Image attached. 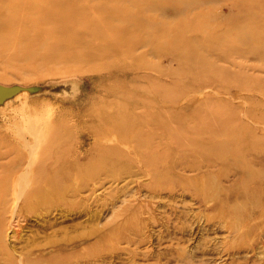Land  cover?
<instances>
[{"label":"rangeland","instance_id":"obj_1","mask_svg":"<svg viewBox=\"0 0 264 264\" xmlns=\"http://www.w3.org/2000/svg\"><path fill=\"white\" fill-rule=\"evenodd\" d=\"M13 87L21 91L7 98L15 93L7 90L10 94L5 93L0 101L3 183L17 187L36 181L30 178L37 176L30 174L31 168L36 170L38 161L50 157L44 155L48 151L53 155L73 150L82 153L81 157L92 150L104 151L105 144L114 141L107 128L112 125L108 116L119 104L126 105L129 119V125L124 119L122 134L127 133L125 124L130 130L136 126L144 140L139 151L148 155L147 160L171 161V173L161 192L152 189L163 182L154 187L153 174L132 162V154L133 158L124 159L129 171L103 179L104 184L94 192L100 196L98 202L93 195L88 213L83 210L87 216L100 212V224L108 222L120 205L132 204V199L158 207L147 213L149 217L145 215L137 234L130 235L134 238L131 247L139 256L129 261L124 250H109L105 243L100 254L104 261L96 264H264V236L240 240L238 231L232 229V233L223 224L224 218L217 217L223 201L229 206L260 204L258 215L264 220V165L250 162L251 153H264V0H0V88ZM24 88L34 90L25 92ZM101 117L106 118L104 124L96 122ZM94 131L104 132V138L95 137ZM182 161H196V169L184 167ZM242 170L257 176L251 182L236 180L234 175ZM194 177L196 182H210L207 194L215 189L212 199L202 197L204 190L197 183L196 195L192 193L194 186L186 180ZM108 193L115 197L112 201ZM212 203L216 209L210 208ZM7 205L6 237L13 238L8 249L14 250L17 261L60 226L86 217L74 221L72 211L59 206L19 216L16 199ZM56 212L58 224L42 229L38 220L48 217L54 221ZM175 221L181 224L175 226ZM68 229L71 234L77 228ZM87 245L91 248L95 241ZM50 249H44L42 257Z\"/></svg>","mask_w":264,"mask_h":264},{"label":"bare ground","instance_id":"obj_2","mask_svg":"<svg viewBox=\"0 0 264 264\" xmlns=\"http://www.w3.org/2000/svg\"><path fill=\"white\" fill-rule=\"evenodd\" d=\"M39 90L45 89V86H39ZM0 90H3V93H0V101H2V96H5V93L8 95L10 93L6 92L7 90H15V93L13 95L7 96V98H11L14 96L18 91L20 92L21 89L18 87H13L10 89L0 88ZM25 92H31L32 88H24ZM17 91V92H16ZM101 99V97H99ZM103 100V99H102ZM162 106V105H161ZM27 107V106H26ZM116 108V107H115ZM138 109L139 108H135ZM142 109V108H141ZM126 105L119 104L118 110L111 114V126H108L107 128L110 130V134H114V141L112 144L107 145L105 144V150L104 151H91L89 154H86L85 157H81L82 153H77L73 150L68 151H60L56 154H51L50 151L47 153L45 152L44 155H49L50 157H43L42 160L38 161L37 169L35 170L34 166L31 168L30 174L36 173L37 176H30V178H37L36 181L32 182H26V183H20L17 187L12 186L8 183H3L0 181V264H79L80 263H89L92 261V264H96L101 260L100 254H101V244L109 243V250L114 249H122L124 250L129 256L128 260L131 261L136 256H139V253H135V250L131 247V245L134 243L133 233L137 234L136 229L138 227L144 224L145 221V215L147 213H153L155 209H157L158 206L154 207L151 203L144 202L143 200L139 199H132V204L129 205H120L121 209L119 211H114L112 218L110 216V220L106 223L100 224L101 221H99V218L101 217L100 212L96 210L94 213L89 214L88 216L84 213L83 210H86L85 212L88 213L87 209L90 206V199L94 195V192H96L99 185L104 184L103 179H107L108 177L112 176L114 177L118 173L128 170L126 163L124 162V159L127 158V156L134 155L135 159L132 161L134 163H140L139 165L144 166L142 167L144 172L146 170V167L148 168V173L151 171V173L157 177V180L153 175H151L154 179V181H157V183H154L153 186L157 187L158 184H160L157 188H153L152 190H157V192H161L165 186L163 184L168 181L169 175L171 173L172 167H170V162H167L165 159L162 161L153 160L148 157L147 160V154L139 151V147H141L144 143V140L142 136L136 133V126L134 130H130L127 125H129V119L127 116V113L125 112ZM77 113V112H76ZM83 116V115H82ZM126 117V118H125ZM122 118V119H120ZM88 119V118H87ZM124 119L127 121V125L125 124V127L127 129L126 134H122V131L124 130ZM106 118H100L99 122L96 121L98 124H104V121ZM77 123V122H76ZM75 125V124H74ZM73 125V126H74ZM174 125V124H173ZM112 126H115L114 129H112ZM81 127V126H80ZM77 128V127H76ZM83 129V127H81ZM87 131V130H86ZM121 131V135L118 134ZM37 132V131H36ZM67 132V131H66ZM72 133V132H71ZM79 133V132H78ZM88 133V132H87ZM35 134V133H34ZM73 134V133H72ZM109 134V135H110ZM95 137L102 136L104 138L105 133L103 132H95L93 134ZM31 136V135H30ZM7 137V136H6ZM89 137V136H88ZM17 138V137H16ZM93 138V137H92ZM11 140V139H10ZM104 140V139H103ZM78 141V140H77ZM80 141V140H79ZM61 142V141H60ZM111 142V141H110ZM33 143V142H32ZM39 144V143H38ZM60 144V143H59ZM34 145V143H33ZM101 145V144H100ZM96 146H99L96 144ZM17 147V146H16ZM21 147V146H20ZM102 147V146H101ZM103 148V147H102ZM5 149V148H4ZM36 149V147L34 148ZM77 149V148H76ZM6 150V149H5ZM35 151V150H34ZM77 151V150H76ZM7 152V151H6ZM36 153V152H35ZM64 157L63 164L61 162L62 158ZM7 158V157H6ZM11 158V157H10ZM35 158V157H34ZM60 162H59V159ZM83 158V159H82ZM131 158H133L131 156ZM4 159V158H3ZM27 159V158H26ZM1 160V159H0ZM83 160V161H82ZM145 160L146 163L143 161ZM7 161V160H6ZM34 161V160H33ZM5 162V161H4ZM250 162L252 165H264V153L263 151L259 152H253L250 154ZM135 164V165H137ZM184 167H188L190 169H196V161L190 162V161H182ZM16 170V169H15ZM35 170V171H34ZM263 172V171H262ZM1 173V172H0ZM147 174V173H146ZM264 174V173H263ZM28 176V175H27ZM236 180H246V181H253L255 179L254 173H249L242 171H239V173L235 174ZM6 178V177H3ZM22 179V178H21ZM124 179V178H123ZM140 179V178H138ZM21 181V180H20ZM26 181V180H25ZM165 181V182H164ZM186 181H191V184L194 186L192 189V193L196 195V190L200 187V189L204 190L203 198L204 199H212L215 193V189H210L211 195L207 194V189L209 188L210 182L208 180H199L196 182L195 177L191 178ZM136 182H138L136 180ZM236 182V181H235ZM239 182V181H238ZM196 183H197V189H196ZM125 184V183H124ZM14 185V184H13ZM134 187V186H133ZM180 188L184 189L183 186ZM256 189V188H255ZM151 191V190H149ZM199 191V190H198ZM253 191V190H252ZM146 193V191H144ZM201 193V191H199ZM245 192V191H244ZM257 192V191H256ZM242 193V192H241ZM250 193V192H249ZM111 193H108V196H110ZM150 194V193H149ZM153 194V193H152ZM142 195V194H141ZM151 195V194H150ZM183 195V194H182ZM157 196V195H156ZM167 196V194H166ZM170 196V195H169ZM176 196V194H175ZM232 196V195H231ZM150 197V196H149ZM161 197V196H160ZM174 197V196H173ZM178 197V196H176ZM185 197V196H184ZM95 201L98 202L100 196L99 194L94 195ZM115 197L112 195L109 197V200L112 201ZM155 198V196H154ZM163 198V197H162ZM169 198V197H167ZM259 198V196H258ZM262 198V197H261ZM11 199H16V203H18L19 206V213L22 216V212H37L40 210H49L53 207H61L62 209H65L66 211H72L71 218L83 217L86 216L82 220L76 221L75 223H71L68 226H60L54 235L49 234V238L45 237L46 240L43 244H39L38 242L33 245V249H31L28 253L24 254V256L19 257L20 260L17 261L16 254L9 250V242L10 239L7 240L8 237H6V232L9 226V221L6 217L8 215H5L6 212L9 210V206L7 205L8 201ZM164 199V198H163ZM171 199V198H170ZM108 200V199H107ZM156 200V199H155ZM165 200V199H164ZM173 200V199H172ZM184 200V199H183ZM196 200V199H195ZM255 200V199H254ZM160 201V200H159ZM167 201V200H166ZM171 201V200H170ZM185 201V200H184ZM222 201V200H220ZM235 201V200H234ZM174 202V200H173ZM178 202V201H177ZM187 202V201H186ZM192 202V201H191ZM197 202V201H196ZM199 202V201H198ZM197 202V203H198ZM230 202V201H229ZM232 202V201H231ZM259 202V201H258ZM21 203V204H20ZM162 203V202H161ZM180 203V202H178ZM177 203V204H178ZM185 203V202H181ZM202 203V201H201ZM225 203V202H224ZM222 201V210L221 212H217V217L224 218L225 222L223 221V224H227L229 228L235 229L238 231V239L245 240L247 237L251 235L258 236L263 235L264 236V220L259 218L258 213L261 211L260 204H252V206H244V205H225ZM252 203V202H251ZM171 204V202H170ZM176 204V205H177ZM205 204V203H204ZM17 205V204H16ZM101 205V204H100ZM106 204H104L105 206ZM110 205V204H109ZM113 205V204H112ZM183 205V204H182ZM191 205H193L191 203ZM13 206V205H12ZM115 206V205H114ZM185 206V204L183 205ZM216 203H212L210 205L211 209H216ZM11 207V206H10ZM65 207V208H63ZM93 207V206H92ZM101 207H103L101 205ZM118 207V206H117ZM163 207V206H162ZM165 207V206H164ZM96 208V207H95ZM168 208V207H167ZM177 208V207H176ZM186 208V207H184ZM12 209V208H11ZM58 209V208H57ZM60 209V208H59ZM58 209V210H59ZM61 209V211H62ZM159 209V208H158ZM64 210V211H65ZM93 210V209H92ZM99 210V208H98ZM101 210H104L103 208ZM123 210V211H122ZM170 210V208H169ZM122 211V212H121ZM163 211V210H162ZM168 211V210H167ZM173 211V210H172ZM171 211V213H172ZM191 211V210H190ZM63 212V211H62ZM61 212V213H62ZM103 212V211H102ZM101 212V213H102ZM110 212V211H109ZM161 212V211H159ZM170 212V211H169ZM180 212V211H179ZM183 212V211H182ZM53 213V211H52ZM57 217L54 221L50 220L48 217L42 218V220H38L40 222V227L42 229L45 228H52L55 224H58V212ZM65 213V212H64ZM158 213V212H157ZM177 213V212H176ZM211 213V212H210ZM14 214V213H13ZM16 214V213H15ZM49 214V213H48ZM63 214V213H62ZM75 216H72L74 215ZM100 214V217H99ZM112 214V213H111ZM165 215V213H163ZM184 214V213H183ZM186 214V213H185ZM188 214V213H187ZM197 214V213H196ZM205 214V213H204ZM17 215V216H18ZM19 215V216H20ZM35 215V214H34ZM46 215V214H44ZM61 215V214H59ZM65 215V214H64ZM68 215L70 213L68 212ZM103 215V214H102ZM167 215V216H166ZM166 217L168 218V215L171 216V214L166 213ZM202 215V214H201ZM211 215V214H209ZM208 215V216H209ZM36 216V215H35ZM47 216V215H46ZM51 216V215H50ZM177 216V215H176ZM207 216V215H206ZM39 217V214H38ZM43 217V216H42ZM62 217V216H60ZM69 217V216H68ZM147 217H149L147 215ZM161 217V215H160ZM13 218V216H11ZM10 218V219H11ZM21 218V217H20ZM29 218V217H28ZM41 218V217H40ZM52 218V217H50ZM55 218V216H54ZM66 218V215H65ZM72 218V219H73ZM108 218V217H107ZM163 218V216H162ZM165 218V217H164ZM172 219L171 217H169ZM206 218V217H205ZM17 218H15L16 220ZM24 219V218H23ZM31 219V218H30ZM59 219V218H58ZM102 219V218H101ZM150 219V218H149ZM180 219V218H179ZM185 219V218H184ZM213 219V218H212ZM29 220V219H28ZM57 220V221H56ZM60 220V219H59ZM137 222H134L136 221ZM168 220V219H167ZM20 221V220H19ZM24 221V220H22ZM63 221V219H62ZM106 221V220H105ZM104 221V222H105ZM170 222H173L169 220ZM186 221V220H185ZM17 222V221H16ZM61 222V221H60ZM59 222V223H60ZM181 222V221H180ZM215 221L214 223H216ZM220 222V221H219ZM218 222V223H219ZM23 223V222H22ZM28 223V221H27ZM37 223V222H36ZM160 223V222H159ZM176 223V221H175ZM175 223L173 225H175ZM190 223V222H189ZM192 223V222H191ZM208 223V221H207ZM10 224H12L10 222ZM34 224V223H33ZM62 224V223H60ZM80 224V226H79ZM85 224V225H84ZM181 224V223H180ZM176 223L175 226L180 225ZM193 224V223H192ZM221 224V223H220ZM219 224V225H220ZM221 224V225H223ZM18 225V224H17ZM15 224V226H17ZM20 225V224H19ZM24 225V224H23ZM32 225V223H31ZM38 225V224H37ZM63 225V224H62ZM187 225V224H185ZM195 226V224H193ZM192 225V226H193ZM203 225V224H202ZM201 225V227H202ZM214 225V224H213ZM27 226V225H26ZM25 226V227H26ZM39 226V225H38ZM59 226V225H58ZM70 226H75L77 229L74 230L70 234L68 228ZM164 226V225H163ZM193 226V227H194ZM13 227V226H12ZM21 228L20 226H18ZM65 227V228H64ZM80 227V228H79ZM89 227V228H88ZM11 228V227H10ZM34 227H32L33 229ZM36 228V227H35ZM39 228V227H38ZM37 228V229H38ZM61 228V229H60ZM67 228V230H66ZM72 228V227H71ZM154 228V227H153ZM161 228V227H160ZM166 228V227H165ZM196 228V227H195ZM216 228V227H215ZM17 229V228H16ZM14 229V230H16ZM27 229V228H26ZM40 229V228H39ZM41 229V230H42ZM88 229V230H86ZM145 229V228H144ZM159 229V228H158ZM167 229V228H166ZM170 229V228H169ZM203 229V228H201ZM207 229V228H206ZM227 229V228H226ZM14 230H11L12 233ZM20 230V229H19ZM24 230V228H23ZM36 230V229H34ZM40 230V231H41ZM46 230V229H45ZM48 230V229H47ZM46 230V231H47ZM52 230V229H51ZM61 230V231H60ZM73 230V228H72ZM162 230V229H160ZM192 230V229H191ZM204 230V229H203ZM212 230V229H211ZM230 230V231H231ZM39 233V230H36ZM43 231V230H42ZM55 231V230H54ZM154 231V230H153ZM157 231V230H156ZM171 231V230H170ZM175 231V229H174ZM177 231V230H176ZM185 231V230H184ZM197 231V230H196ZM202 231V230H201ZM233 231V230H232ZM231 231V232H232ZM30 232V231H29ZM28 232V233H29ZM155 232V231H154ZM169 232V231H168ZM190 232V231H189ZM192 232V231H191ZM213 232V231H212ZM16 233V232H15ZM48 233V232H47ZM62 233V234H61ZM158 233V232H157ZM167 233V232H166ZM173 233V232H172ZM177 233V232H176ZM217 233V232H215ZM228 233V232H227ZM230 233V232H229ZM234 233V231L232 232ZM10 234V233H9ZM8 234V235H9ZM36 234V233H35ZM61 234V235H60ZM156 234V233H154ZM186 234V233H185ZM195 234V232H194ZM193 234V235H194ZM15 235V234H14ZM19 235V232H18ZM34 234H32L33 236ZM38 235V234H37ZM43 235V234H42ZM47 235V234H46ZM60 235V236H59ZM180 235V234H179ZM184 235V234H183ZM206 235V234H205ZM211 235V234H210ZM214 235V234H212ZM221 235V234H220ZM23 236V235H22ZM25 236V235H24ZM30 237V239L32 238ZM156 236V235H155ZM158 236V235H157ZM156 236V237H157ZM167 237V235H165ZM187 236V235H186ZM195 236V235H194ZM193 236V237H194ZM200 236V235H199ZM208 236V235H207ZM218 236V235H217ZM230 236V235H229ZM235 236V235H234ZM13 237V236H12ZM19 237V236H18ZM16 238L15 240L21 241L22 239ZM44 237V236H43ZM159 237V236H158ZM154 238V239H158ZM184 237V236H182ZM205 237V236H204ZM22 238V237H21ZM169 238H172L171 236ZM168 238V239H169ZM179 238V237H178ZM187 238V237H186ZM191 238V237H190ZM201 238V237H200ZM206 238V237H205ZM13 239V238H12ZM11 239V240H12ZM25 239V238H23ZM33 239V238H32ZM161 239V237H160ZM174 239V237H173ZM202 239V238H201ZM208 239V238H207ZM224 239V238H223ZM17 240V241H18ZM95 241V245L93 247H89L87 245L88 241ZM189 240V239H188ZM191 240V239H190ZM197 240V239H196ZM237 240V239H236ZM14 241V240H13ZM25 241V240H24ZM28 241H30L28 239ZM158 241H160L158 239ZM157 241V242H158ZM168 241V240H167ZM208 241V240H207ZM212 241V240H211ZM251 241V240H249ZM16 242V241H15ZM120 242H124V246H119ZM156 242V243H157ZM215 242V241H214ZM217 242V241H216ZM256 242V241H255ZM12 243V242H11ZM22 243V241H21ZM18 243V244H21ZM27 243V240L26 242ZM24 243V244H25ZM31 243V242H30ZM29 243V244H30ZM38 243V244H37ZM153 243V242H152ZM164 243V242H163ZM166 243V242H165ZM175 243V242H174ZM209 243V242H208ZM14 244V242H13ZM17 244V242H16ZM17 244V245H18ZM23 244V243H22ZM21 244V245H22ZM28 244V245H29ZM173 244V243H172ZM179 245L181 244L178 243ZM217 244V243H216ZM250 244V243H249ZM12 245V244H11ZM20 245V246H21ZM32 246V244H30ZM154 245V243H153ZM165 245V244H164ZM175 245V244H174ZM193 245V244H192ZM196 245V244H194ZM203 245V244H202ZM24 246V245H23ZM27 246V244L25 245ZM30 246V247H31ZM50 246V254H47L46 256L42 257L44 255V249H47V247ZM100 246V249L99 247ZM168 246V245H167ZM166 246V247H167ZM178 246V245H177ZM204 246V245H203ZM212 246V243H211ZM216 246V245H215ZM28 247V246H27ZM45 247V248H44ZM197 247V246H196ZM12 248H14L12 246ZM18 248V246H17ZM20 248V247H19ZM24 248V247H23ZM26 248V247H25ZM90 248V249H89ZM181 248V247H179ZM70 249L71 251L68 253H65V250ZM163 249V248H162ZM171 249V248H170ZM176 249V247H175ZM188 249V248H187ZM199 249V248H198ZM201 249V248H200ZM214 249V248H212ZM263 249V247H262ZM21 250L25 251L26 249ZM20 250V251H21ZM92 250V251H91ZM164 250V249H163ZM177 250V249H176ZM175 250V251H176ZM249 250V249H248ZM260 250V249H259ZM16 251V250H15ZM91 251V253H90ZM166 251V249H165ZM192 251V250H191ZM195 251V250H194ZM203 251V249H202ZM245 251V250H244ZM256 251V250H255ZM261 251V250H260ZM19 252V251H18ZM17 252V254H18ZM22 252V251H21ZM157 252V251H156ZM159 252V251H158ZM169 252V251H168ZM228 252V251H227ZM254 252V251H253ZM63 255H62V254ZM120 253V252H119ZM161 253V252H159ZM164 253V252H162ZM238 253V252H237ZM247 253V252H246ZM260 253V252H258ZM21 254V253H20ZM126 254V255H127ZM152 254V253H151ZM156 254V253H155ZM166 254V253H165ZM261 254V253H260ZM75 258H73V256ZM122 255L124 256L125 253ZM171 255V253H169ZM189 255V254H188ZM193 255V254H192ZM199 255V254H198ZM201 255V254H200ZM120 256V255H119ZM122 256V260L123 259ZM161 256V255H160ZM163 256V254H162ZM167 256V255H166ZM175 256V254H174ZM177 256V255H176ZM179 256V255H178ZM106 257V256H105ZM109 257V256H107ZM156 257V256H155ZM154 257V258H155ZM253 257V256H252ZM251 257V258H252ZM261 257V256H260ZM64 258H70V262H63ZM111 260V257H109ZM118 258V257H117ZM116 258V259H117ZM120 258V257H119ZM163 258V257H162ZM166 258V257H164ZM168 258V257H167ZM190 258V257H189ZM198 258H202L198 257ZM210 258V257H209ZM234 258V257H233ZM107 259V258H105ZM120 259V260H121ZM150 259V258H149ZM179 259V258H178ZM114 260V259H113ZM119 260V259H118ZM151 260V259H150ZM155 260V259H154ZM163 260V259H161ZM166 260V259H165ZM195 260V259H194ZM201 260V259H200ZM203 260V259H202ZM201 260V261H202ZM240 260V259H239ZM246 260V259H245ZM45 261V262H44ZM129 261H126V263ZM139 261V259H138ZM198 261V260H197ZM200 261V262H201ZM238 261V259H237ZM250 261V260H249ZM254 261V260H253ZM258 262L257 260H255ZM110 264L111 262L108 261ZM120 262V261H119ZM123 262V261H122ZM136 262V261H135ZM167 262V261H165ZM163 262V263H165ZM203 262V261H202ZM205 262V261H204ZM261 262V261H260ZM107 263V262H106ZM108 263V264H109ZM125 263V264H126ZM142 263V262H141ZM168 263V262H167ZM185 264V262L183 261ZM187 263V262H186ZM193 263V262H192ZM198 263V262H197ZM196 263V264H197ZM244 263V262H243ZM101 264V263H100ZM105 264V262H103ZM119 264V263H118ZM138 264V263H136ZM143 264V263H142ZM166 264V263H165ZM190 264V263H189ZM202 264V263H201ZM204 264V263H203ZM211 264V263H210ZM235 264V263H232ZM241 264V263H237Z\"/></svg>","mask_w":264,"mask_h":264},{"label":"water","instance_id":"obj_3","mask_svg":"<svg viewBox=\"0 0 264 264\" xmlns=\"http://www.w3.org/2000/svg\"><path fill=\"white\" fill-rule=\"evenodd\" d=\"M17 92V91H16Z\"/></svg>","mask_w":264,"mask_h":264}]
</instances>
